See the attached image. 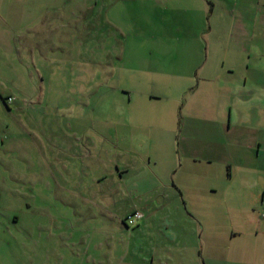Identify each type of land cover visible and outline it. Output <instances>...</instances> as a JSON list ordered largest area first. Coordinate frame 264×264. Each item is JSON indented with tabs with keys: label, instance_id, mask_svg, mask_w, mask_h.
<instances>
[{
	"label": "rangeland",
	"instance_id": "obj_1",
	"mask_svg": "<svg viewBox=\"0 0 264 264\" xmlns=\"http://www.w3.org/2000/svg\"><path fill=\"white\" fill-rule=\"evenodd\" d=\"M215 1L213 14L210 5L192 8L196 23L189 27L171 19L182 14L173 9L177 2L160 22L151 2L0 0V264H89L90 254L107 264L136 259L129 232L119 231L117 221L130 206L151 210L157 179L172 183L181 126L207 138L220 124L205 117L219 113L227 120L230 106L238 114L226 92L200 81L202 69L246 66L235 52L222 63L223 47L227 55L231 44ZM246 12L235 15L246 20ZM254 65L264 66V57L254 56ZM8 96L16 98L10 106ZM88 153L101 160H95L98 175H117L116 165H128L116 182L135 198H86L85 188L77 194L83 198H73L80 173L72 156ZM190 156H181L183 169L205 193L195 198L192 186L186 204L178 198L167 205L166 198L161 209L199 213L206 224L199 234L202 259L230 264L235 250L240 258L248 250L229 234L245 226L232 218L238 181L232 183L218 158L196 163ZM75 164L90 171L88 161ZM109 188L93 187L99 194ZM107 209L117 220L82 216Z\"/></svg>",
	"mask_w": 264,
	"mask_h": 264
},
{
	"label": "crops",
	"instance_id": "obj_2",
	"mask_svg": "<svg viewBox=\"0 0 264 264\" xmlns=\"http://www.w3.org/2000/svg\"><path fill=\"white\" fill-rule=\"evenodd\" d=\"M129 1L131 3L132 1L137 3L140 1L142 4L145 3L146 7L147 3L151 2L152 7L150 9L160 22L166 17L164 12L177 2L173 9L175 8L176 12L179 10L182 14L174 13L171 19L173 18L174 22L176 21L174 17H179L178 22H181L179 26L192 27L196 23L192 18V13H189L193 11L192 8L199 11L205 9L204 11H206V5H210L211 9L209 10L212 14L217 10L215 0ZM103 4L105 5V2ZM239 10L247 11L246 20L235 15ZM218 12V23H226L225 25L228 27L225 44H231V50L228 51L227 55H225L227 48L223 47L222 63L224 64L225 58L231 57L230 53L235 52L240 60L241 57L243 58L239 64L246 62L244 63L246 66L236 69L235 67L224 68L222 65L209 71L202 69L203 74L200 81L207 82L213 87L218 86V92H226V99L235 105L238 114L234 116L233 108L230 106L227 120L223 119L219 113L218 115L213 113L212 117H205L203 120L206 122L214 119L218 120V124H220L216 131H212L213 127L208 130L207 138L201 133L198 134V137L191 136L190 133L184 132L185 125L181 126V133L178 137V150L175 151V154L178 155V157H175L179 165L177 166V161L174 160L176 164L173 168H170L172 183L165 186L161 178L157 179L154 184L157 194L153 197L155 203L152 202L151 210L144 211L137 205L130 206L125 210L121 221H117L119 231L124 232L127 229L129 232V239L132 241L129 246L132 247L131 250L136 256V259L133 260L120 259L118 264H207L205 263L206 259L204 257L202 259V242L199 236L202 231H205L206 224L200 214L188 209L184 211L161 209L165 205L166 198L171 202L167 205L177 204L178 198L185 200L186 204L190 198V187L192 186H194V191L199 193L195 198H200L202 189L205 193V187L201 189L198 182L191 181L192 172L189 171V173L183 169L181 156L190 155L192 161H196V163L204 159L211 162L218 158L227 166V176L232 183L234 180L238 181L237 187L233 184L231 196V198H238L232 202L234 208L232 218L234 223L235 221L240 223L241 220H245V226H234L229 234L231 235V242L240 243V249L242 250L246 249L242 247L243 242L246 241L245 244H247L248 250L241 258V250L238 249L237 253H235V250V256L233 255L230 259V264L231 262L237 264L236 260L238 258L243 261L242 264H264V220H262V214L264 213V66H250L254 56L264 57V0H218ZM230 12L232 14L228 15ZM178 22L174 24L177 25ZM248 28L252 29L251 34ZM236 74L242 78L239 82L235 78ZM255 112L257 114H253ZM246 135H249V137H245ZM97 159L100 160L99 156L95 157L92 154L89 155V153L86 157L79 154L75 157L72 156L73 170L80 173L76 175L77 177L74 176L77 189H74L75 196L72 197L80 198L81 196L77 194L85 188L86 198H135L136 193L133 195V191L127 194L126 190H121V186H124V184L127 186L125 182L121 186L117 184L118 181L116 182L118 178L122 180L128 175L130 167L128 165H116L117 169H114V171L117 175L113 173L98 175L96 174L97 166L95 164ZM77 161H88L90 171L85 167H83L85 170L80 171L75 164ZM108 177L111 178L108 180ZM99 184L104 187L107 185L110 188L101 194L99 192L95 193L93 187ZM162 187L163 189L164 187H170V191L165 193V190L162 191ZM259 195L260 198H258ZM135 210L141 211L143 218L135 227L129 228L124 220L128 214ZM117 215V212L111 209L98 212L94 210L85 211L82 214L88 219L102 218L110 220H117ZM114 248L116 249L115 246L108 244L107 249L109 251ZM88 261L89 264H107L105 259L100 261L95 258L94 254H90Z\"/></svg>",
	"mask_w": 264,
	"mask_h": 264
},
{
	"label": "built area",
	"instance_id": "obj_3",
	"mask_svg": "<svg viewBox=\"0 0 264 264\" xmlns=\"http://www.w3.org/2000/svg\"><path fill=\"white\" fill-rule=\"evenodd\" d=\"M7 101L9 104H13L15 103L16 98H14L13 96H8ZM142 218L143 213L139 210H135L134 212L128 214L124 221L129 228H133L140 222ZM262 220H264V213L262 214Z\"/></svg>",
	"mask_w": 264,
	"mask_h": 264
},
{
	"label": "trees",
	"instance_id": "obj_4",
	"mask_svg": "<svg viewBox=\"0 0 264 264\" xmlns=\"http://www.w3.org/2000/svg\"><path fill=\"white\" fill-rule=\"evenodd\" d=\"M3 100H4V103H5L7 106H10V105H11V104L8 103V101H7V97L3 98ZM15 102H16V101H15Z\"/></svg>",
	"mask_w": 264,
	"mask_h": 264
}]
</instances>
